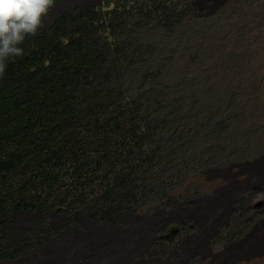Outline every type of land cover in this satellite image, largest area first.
I'll use <instances>...</instances> for the list:
<instances>
[{"label": "rangeland", "instance_id": "1", "mask_svg": "<svg viewBox=\"0 0 264 264\" xmlns=\"http://www.w3.org/2000/svg\"><path fill=\"white\" fill-rule=\"evenodd\" d=\"M100 1L54 3L43 27L77 4ZM172 3L167 19L134 23L138 59L122 76L152 127L136 209L115 224L83 222L74 235L86 233L95 247L85 243L80 258L63 253L67 264H214L221 251L239 254L215 264H245L264 256L262 249L245 257L249 245L264 248V227L256 243L231 251L264 224V0ZM149 68L154 79L141 84ZM49 216L51 224L73 223ZM42 220L21 215L2 226L13 243L27 242L16 261L1 264L60 263L54 251L66 245Z\"/></svg>", "mask_w": 264, "mask_h": 264}, {"label": "trees", "instance_id": "2", "mask_svg": "<svg viewBox=\"0 0 264 264\" xmlns=\"http://www.w3.org/2000/svg\"><path fill=\"white\" fill-rule=\"evenodd\" d=\"M173 1L77 4L19 45L0 76V229L27 214L79 212L102 225L135 211L152 127L122 76L138 59L134 23L167 19ZM25 242L0 232V262Z\"/></svg>", "mask_w": 264, "mask_h": 264}, {"label": "clouds", "instance_id": "3", "mask_svg": "<svg viewBox=\"0 0 264 264\" xmlns=\"http://www.w3.org/2000/svg\"><path fill=\"white\" fill-rule=\"evenodd\" d=\"M53 6L54 0H0V76L3 75L8 61L24 54L23 48L19 47V45L24 42L26 37L35 36L37 30L44 26V18L48 15L49 10ZM53 214L55 213L51 215ZM60 216L66 217L65 215ZM52 219L53 218L46 220L49 224L50 233L52 236L54 234L61 236V241L58 242L66 245L62 247L63 250L60 248L58 251H54L56 252V258L53 262L67 264V259H65L66 254L70 257L72 254L79 255L80 258L78 250L81 249L83 251V249H85V243L88 246L90 244V247H95L94 244L87 239L86 233H80V230H78L80 234L74 235L73 231L80 226H84L83 222H87V224L90 223V220L83 219L79 212H76L71 218L66 219L67 221L73 222L71 224L69 223L70 225L67 226L58 225L57 223L51 224ZM75 219H77L78 222L80 221L81 225L78 224ZM63 253H65V256ZM79 258H77L75 262H78L80 260ZM16 259L17 257L14 259H6L0 262V264L4 262L12 263L16 261ZM34 262L37 263L36 260ZM39 262L40 260L38 263ZM46 262L49 261L43 259L39 264Z\"/></svg>", "mask_w": 264, "mask_h": 264}, {"label": "bare ground", "instance_id": "4", "mask_svg": "<svg viewBox=\"0 0 264 264\" xmlns=\"http://www.w3.org/2000/svg\"><path fill=\"white\" fill-rule=\"evenodd\" d=\"M211 201H214V200H211ZM219 202V200L218 199H216L214 202H213V204H212V207L214 208H216V207H218L219 205H220V203H218ZM203 222V221H202ZM198 223V222H197ZM257 224V223H256ZM258 226V225H257ZM263 227H264V224L263 223H261V226L260 227H258L255 231H254V233H253V235H251L250 237H249V235L248 236H246V237H244V238H241L238 242H240L238 245H234L233 247H231V251H233V250H235L234 248H237V247H239V245L240 244H242L243 246H245L246 244H254V243H256L257 242V238L259 237V236H261V234H263L262 233V231H263ZM111 235V234H110ZM113 235V234H112ZM111 237V236H110ZM200 242L198 241V244H199ZM262 243H264V240H262L259 244H262ZM247 246V245H246ZM255 246V247H254ZM251 247H254L252 250L250 249ZM262 249H264V248H262V247H259V246H257V245H249V246H247V249H245V250H247V252L245 253V254H250L249 256H245L246 258H249L250 256L252 257L253 255H255V254H257V251L258 250H262ZM245 250H242L241 252L243 253ZM230 251V252H231ZM222 253L221 254H218V255H214L213 257H212V259L214 260V264L217 262H219L220 261V259H222V258H225L226 256L228 257V256H230L231 258L232 257H235V256H237L239 253L238 252H231V253H229V254H227L225 257L223 256L224 255V253L226 252L227 253V251H221ZM95 253V252H94ZM93 253V254H94ZM98 256V255H97ZM238 258L240 259V256H238ZM237 258V259H238ZM251 259H253L252 260V262L250 261L249 263H245V264H263L264 263V256H258V257H256V258H251ZM99 264V263H98Z\"/></svg>", "mask_w": 264, "mask_h": 264}]
</instances>
